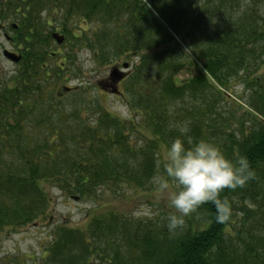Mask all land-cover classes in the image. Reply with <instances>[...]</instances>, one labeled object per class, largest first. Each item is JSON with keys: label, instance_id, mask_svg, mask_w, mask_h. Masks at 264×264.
Returning <instances> with one entry per match:
<instances>
[{"label": "trees", "instance_id": "obj_1", "mask_svg": "<svg viewBox=\"0 0 264 264\" xmlns=\"http://www.w3.org/2000/svg\"><path fill=\"white\" fill-rule=\"evenodd\" d=\"M234 2L0 0V16L11 20L9 39L23 54L15 70L0 66V242L54 220L49 190L93 202L122 184L155 189L160 146L187 124L194 139L248 159L252 178L220 194L244 220L232 215L216 223L214 205L206 202L170 233L168 211L146 220L95 208L85 228L52 226L44 264H264V79L252 80L245 115L218 105L226 101L220 89L242 79L255 53V32L232 16L241 6ZM53 27L64 33L63 47L71 44L68 52L53 51ZM76 46L99 64H132L122 95L131 117L111 113L99 97L85 95L87 88L74 89L81 96L76 106L57 97L54 84Z\"/></svg>", "mask_w": 264, "mask_h": 264}, {"label": "rangeland", "instance_id": "obj_2", "mask_svg": "<svg viewBox=\"0 0 264 264\" xmlns=\"http://www.w3.org/2000/svg\"><path fill=\"white\" fill-rule=\"evenodd\" d=\"M236 2L237 0L234 3L236 4ZM239 2L241 6L236 9L237 12L232 14V16L239 18L242 26H247L246 30H250V33L254 30L255 35H253L252 41L255 53L251 58L248 69L242 75L244 83H242L241 78H235L230 81L229 89H220L222 92L221 96H223L221 100L226 99V101L225 103L222 101L218 105H220L221 111L232 112V110H237L238 114L245 115L248 110L246 100L253 95H251L252 88H249L252 80L255 77H259L261 80L264 79V2L256 0L254 5H250V3H253L250 0H239ZM251 12L253 15L250 14ZM10 21L8 18L0 16V66L5 68V70H15L16 64L4 57V49L19 50L17 44H13L7 38V35L13 36L14 34ZM52 30L59 31L54 29V27ZM88 34L90 33L88 32ZM53 43V51L60 53L68 52V48L71 47L69 42L64 47L58 45L55 41ZM75 52V59L63 65L61 71L59 70L62 79L56 81L54 84L57 97L64 103V106L72 107L76 106L77 103L79 104L81 96L75 93L76 90L74 89H78L79 92V88L83 87L88 90L87 94H85L86 96L90 94L94 98L99 97L103 107L109 109L111 113L125 118L131 117L133 113L125 105V100L119 94L111 92V90H103L99 87L102 85V88H110L114 84V81L109 78L112 66H117L128 72L126 68H123V65H120L124 59H113L108 63L99 64L88 49L76 46ZM57 60L58 56L57 59L55 57L54 61L58 63H62L63 61V59ZM111 62L113 63L110 64ZM178 75L180 78H187V74L184 71H181ZM101 81L103 82L101 83ZM103 83L107 84L104 85ZM67 86L71 87V89L66 90L65 87ZM118 87V90H123L121 84ZM219 102L218 100L217 103ZM67 113L69 114V112ZM83 114L86 118H94L90 114ZM68 118H63L66 120L65 126L73 127ZM227 129L230 132L231 128L227 127ZM143 132L147 135V138L150 137L151 129L146 127L143 129ZM148 184L139 190L122 184V188L119 190H106L102 192L99 200L95 197L93 198V202L86 198H79V196L75 197L76 199L69 197L68 193L63 194L57 189L49 190L50 195L54 196L56 200L54 206H52V211L55 215L54 220H44L27 225L2 239L0 242V264H44L43 249L50 242L52 226L54 225L55 227L57 223L66 221L69 226L85 228L88 216L93 213V209L95 208H99V212L106 209H116L125 212L129 218L134 217L146 220L147 218L153 219L154 216L164 211L169 212L170 209L166 207L165 202L163 200L158 201L155 198V189L147 190L149 188ZM233 215L234 217H240L241 220H244L246 216V214L240 213V211H235Z\"/></svg>", "mask_w": 264, "mask_h": 264}, {"label": "clouds", "instance_id": "obj_3", "mask_svg": "<svg viewBox=\"0 0 264 264\" xmlns=\"http://www.w3.org/2000/svg\"><path fill=\"white\" fill-rule=\"evenodd\" d=\"M179 136L160 146L155 198L170 209L165 226L171 233L202 204L211 202L215 222L223 224L233 215V205L220 194L224 189L243 187L253 170L245 156L229 157L215 142L194 139L187 124L176 126Z\"/></svg>", "mask_w": 264, "mask_h": 264}, {"label": "water", "instance_id": "obj_4", "mask_svg": "<svg viewBox=\"0 0 264 264\" xmlns=\"http://www.w3.org/2000/svg\"><path fill=\"white\" fill-rule=\"evenodd\" d=\"M53 37L57 40L58 43H62L64 41V38H65L64 35H62L58 32H54ZM3 55L13 62H19L21 59L20 54H17V53L10 51L8 49H5L3 51ZM112 75L115 76L117 80H119L123 77V74L117 68L113 69Z\"/></svg>", "mask_w": 264, "mask_h": 264}, {"label": "flooded vegetation", "instance_id": "obj_5", "mask_svg": "<svg viewBox=\"0 0 264 264\" xmlns=\"http://www.w3.org/2000/svg\"><path fill=\"white\" fill-rule=\"evenodd\" d=\"M17 52L20 53L19 51H17ZM21 54H22V53H21ZM22 56H23V54H22ZM105 84H107V83H104V85H105ZM102 89H103V90H112V87L110 86V88L107 87V88H102ZM114 89H115V88H114Z\"/></svg>", "mask_w": 264, "mask_h": 264}]
</instances>
